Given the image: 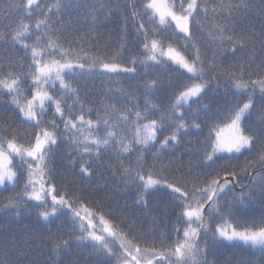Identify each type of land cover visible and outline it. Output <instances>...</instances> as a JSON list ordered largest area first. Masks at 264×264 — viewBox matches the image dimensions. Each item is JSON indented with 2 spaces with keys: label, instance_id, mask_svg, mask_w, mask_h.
<instances>
[{
  "label": "snow or ice",
  "instance_id": "1",
  "mask_svg": "<svg viewBox=\"0 0 264 264\" xmlns=\"http://www.w3.org/2000/svg\"><path fill=\"white\" fill-rule=\"evenodd\" d=\"M66 7L63 0H5V10L18 14L14 21L0 11V46L7 52L19 45L24 52L22 57L0 59V104L11 106L20 120L17 127L0 118V189L13 193L0 202V210L19 215L21 206H34L43 209L38 215L47 222L67 208L64 215L70 212L73 218L70 234L46 239L13 235L6 247L17 250V258L10 260L6 254L0 264H65L66 260L79 264L72 256L80 248L88 249L89 264H219L214 249L223 241L264 250V212L259 223L234 226L230 219L235 208L227 199L234 184L248 177L236 203L251 202L253 189L258 188L264 209V0L258 6L256 0H124L123 4L106 0L80 5L93 26L100 14L107 13L108 18L121 11L134 22L143 51L130 59V66L119 59L124 44L111 58L80 43L73 47L65 35L70 21L62 19ZM254 14L260 17L259 31L252 23ZM127 30L125 24L124 40ZM138 62L145 68L175 65L183 70L182 79L165 84L149 78L143 109L139 97L131 93L136 101L131 107L127 102L123 107L105 105L95 120L86 118L85 110L93 109H85L81 102L80 88L73 82L75 70L83 73L87 66L105 73L135 74ZM157 92L172 93L167 106L151 98ZM65 97L80 105L79 115L72 114ZM229 97L237 102L231 105ZM219 104L225 106L223 118ZM190 136L205 146L201 175L181 183L162 178V173L145 174L146 167H167L160 157L174 156ZM65 144L68 165L86 176L94 174L95 164L103 165L104 153L115 154L119 167L112 175L119 173L125 186L135 187L134 204L151 216L150 236L136 217L116 222L81 197L57 191L52 164ZM85 154L86 163H80ZM132 156L134 164L125 166ZM160 187L169 190V199L163 209L150 208V190ZM225 216L229 219L223 224L216 223ZM173 218L171 231L156 235L157 226ZM145 236L154 242L147 243ZM42 249H47L48 259H29L33 250L45 255Z\"/></svg>",
  "mask_w": 264,
  "mask_h": 264
},
{
  "label": "trees",
  "instance_id": "2",
  "mask_svg": "<svg viewBox=\"0 0 264 264\" xmlns=\"http://www.w3.org/2000/svg\"><path fill=\"white\" fill-rule=\"evenodd\" d=\"M18 2V0H17ZM45 3H50L51 0H44ZM106 2V0H63V3L68 5L63 9L62 19L64 21H70L69 30L65 32V35L72 42V46L76 47L77 43L83 44L85 49L91 52L108 53L109 58L112 54L120 50L121 45L124 44L123 54L119 57L120 62L125 66H130L129 62L133 56H139L143 51L139 46V42L135 36L134 22L126 20L124 13L113 12L108 18L107 13L100 14V19L92 25L91 19H85V9L80 7L84 4H99ZM117 0H111V3L115 4ZM123 4L124 0H119ZM257 6L259 0H256ZM0 11H3L4 16H11V20L18 19V14L15 10L11 13L5 10V0H0ZM54 18V17H53ZM252 23L255 29H260V17L257 15L252 16ZM26 23H33L34 20L25 19ZM127 24V39L125 36L124 28ZM247 24V21H245ZM197 38L201 36V33H196ZM203 41L201 40V44ZM67 46V45H65ZM16 57L24 56L23 49L17 45L16 50L5 51L4 46H0V59L5 56ZM223 55V54H222ZM143 59V57H140ZM228 63H231L229 60ZM76 75L74 83L78 84L81 91V102L84 104L85 109L91 107L93 111L91 113L85 110L84 115L86 118L96 119L97 110H101L103 106L116 104L117 107H123L127 102L131 107L133 103H136L132 99L131 93H135L139 97V103L141 109H143L146 84L150 82L149 78H156L163 83H167L171 80L175 83L178 79H182L181 72L177 66L169 65L164 66H152L145 68L139 62L136 65V73H105L99 68L89 69L87 66L81 73L80 69H76ZM70 75V74H69ZM172 93L168 92L166 96H161L159 92L155 96L151 97L156 100L159 98V103L167 106L169 97ZM8 97H3V100H7ZM67 104L72 107V114H80V105L73 104L72 100L65 97ZM231 105H234L237 101L232 100L229 97ZM216 107L221 109V118L225 111V106L219 104ZM215 111V108H214ZM0 118L9 120L10 123H14L17 127L20 125V120L17 118L15 111L11 106L5 107L0 104ZM60 130H63L61 124ZM31 133V129L27 130ZM205 135H207V129H205ZM21 138H24L23 132H21ZM201 141L203 137L199 138ZM192 146H195L192 148ZM61 148L58 152L60 158L55 159L52 164V182L56 185L57 191L61 194L67 193L69 196L81 197L87 201L89 207L95 209L99 207L106 215H110L113 220L119 222L123 217H127L131 220L132 217H136L142 224L144 231L150 236L151 216L142 211L134 204L136 189L132 185L125 186L120 180L119 173L115 176L112 172L119 167L118 162L115 159L114 153H104V163L95 164L92 168L93 175L86 176L79 172L78 169H72L68 165L67 159L64 158L65 149ZM192 148L190 151L189 149ZM205 152V146L201 143L198 144L195 136L185 137L183 142L175 150V155H164L160 159L167 165L165 168H161V165L157 164L154 169L145 168L144 172L162 173V178L169 181H180L186 183L196 176L201 175L202 169L200 168V160ZM88 154H85V161L80 163H86ZM152 157H149L151 162ZM135 162V156H132L131 160H125V166ZM221 163H226L222 161ZM235 163V162H234ZM243 163V159L239 161ZM189 170L192 174L189 175ZM156 178V177H154ZM202 178V177H201ZM250 178H242L240 183H235V191L228 196V200L233 203L235 213L231 217L230 222L234 226L251 225L252 223H259L262 212L261 208V196L258 188H254V197L251 202L241 205L236 203L239 199L241 192L245 191L249 184ZM22 190L23 185L19 186ZM152 194L148 197L150 208L163 209L165 202L169 199V190L160 187L159 190H150ZM13 193L10 191L0 189V202L6 200L9 195ZM75 194V195H73ZM29 205H34L35 202L29 201ZM48 203H51V198H48ZM78 207V206H77ZM43 209L34 206H21L20 214L16 215L15 210H0V260L5 259L7 254L10 260H15L16 251H9L6 245L10 241L11 237L15 235L18 239H27L28 234H31L37 239H46L49 235L58 234H70L73 232L72 227V215L69 212L68 215H64V212H68L65 208L63 211L58 212L59 218L51 217L49 221H44L39 217V211ZM153 215L156 212L152 213ZM229 217L225 216L222 220H218L216 223L223 224L224 220H228ZM175 223L174 218L172 220H164L162 225L157 226L156 235H159L163 231H171L172 225ZM215 227V225H213ZM147 243L151 244L154 241L144 237ZM173 239L175 236L173 235ZM45 255L40 256L33 250V254L29 259H39L41 262L48 259L47 249H42ZM214 254L217 257L219 264H264V250L259 247H252L251 245H244L242 242H228L223 241L218 244L214 249ZM73 260H78L79 264H89L92 257L89 256V251L86 248L76 249ZM115 259V258H113ZM51 264V261H49ZM65 264H68L67 260Z\"/></svg>",
  "mask_w": 264,
  "mask_h": 264
}]
</instances>
